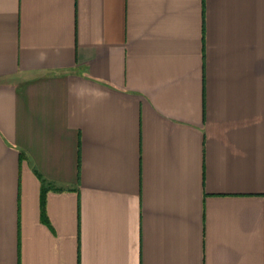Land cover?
I'll use <instances>...</instances> for the list:
<instances>
[{
	"label": "crops",
	"instance_id": "crops-1",
	"mask_svg": "<svg viewBox=\"0 0 264 264\" xmlns=\"http://www.w3.org/2000/svg\"><path fill=\"white\" fill-rule=\"evenodd\" d=\"M0 264H264V0H0Z\"/></svg>",
	"mask_w": 264,
	"mask_h": 264
}]
</instances>
